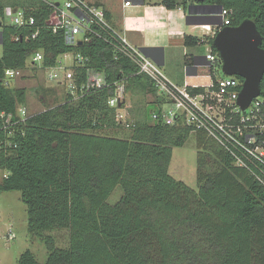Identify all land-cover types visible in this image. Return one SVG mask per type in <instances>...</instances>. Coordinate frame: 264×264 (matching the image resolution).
<instances>
[{
    "label": "trees",
    "instance_id": "obj_1",
    "mask_svg": "<svg viewBox=\"0 0 264 264\" xmlns=\"http://www.w3.org/2000/svg\"><path fill=\"white\" fill-rule=\"evenodd\" d=\"M161 3L169 10L192 11V24H214L213 35H186L189 48L208 45L218 54L213 42L224 9L230 13L228 27L253 20L264 48V0ZM7 7L33 15L35 25L8 23ZM54 13V6L43 0H0V112L14 113L27 104V90L6 86L4 78L7 69L27 68L36 51L44 53V68L56 66L64 54H81L88 61L74 67L77 87L87 83L90 72L101 73L106 85L78 97L67 93L62 104L30 115L24 135L17 137L18 147L0 157V167L10 172L0 180V194L21 192L29 233L48 251L42 263L27 250L19 264H264V183L254 173L260 174L261 164L236 166L233 155L183 120L174 125L155 122L153 113L161 108L153 113L142 109L128 128L130 136H116L115 130L124 126L118 108L108 103L116 82L125 81L129 94H158L157 105L164 96L119 51L111 34L94 25L88 41L70 44L66 29L54 32L49 24ZM216 65L209 72L214 83L216 74H222L221 61ZM261 88L264 99V78ZM189 90L196 94L205 87ZM194 133L203 148L198 155L199 190L170 174L174 148L185 146ZM210 166L215 167L211 172ZM118 187L121 197L110 203ZM55 230L69 232L68 248L58 247L48 235Z\"/></svg>",
    "mask_w": 264,
    "mask_h": 264
},
{
    "label": "built area",
    "instance_id": "obj_2",
    "mask_svg": "<svg viewBox=\"0 0 264 264\" xmlns=\"http://www.w3.org/2000/svg\"><path fill=\"white\" fill-rule=\"evenodd\" d=\"M54 6L55 13L50 17L49 24L54 32L59 29L67 30V40L70 44L77 45L83 40L88 41L94 33L93 26L97 25L111 34V41L126 57L130 58L141 74L151 78L158 93L165 97L167 107L153 113L155 122L174 125L183 120L194 131L205 133L222 149L229 152L236 159V166L250 168L251 162L260 163V181L264 183V99L257 98L250 107L243 111L238 105L242 83L237 77L216 74V83L205 87V91L193 94L188 86H179L172 83L164 74L161 66L152 60L141 49L131 47L126 38L122 37L107 17V10L98 5L95 0H43ZM134 5V0H124V7ZM222 26L230 25V13L222 10L218 15ZM5 20L19 27L34 26L36 21L33 15L25 10L7 7ZM1 21V18H0ZM206 28V26H202ZM213 27V26H212ZM211 28V26H210ZM214 29V28H213ZM221 29V26H220ZM39 30L31 35L36 38ZM81 36L80 38H78ZM219 54V53H218ZM208 49L206 60L209 63V72L214 67L217 70L220 55ZM29 59L31 63L25 69H7L5 85L12 87V81L22 77L30 66L43 65L44 53L36 51ZM71 59V64L67 60ZM88 58L81 54L67 53L61 56L58 64L47 69V78L51 82L65 85L67 93L78 97L90 88H100L106 85L105 77L98 72H90L85 85L78 88L75 83V66L85 65ZM222 63V61H221ZM210 75V74H209ZM211 79L212 76L210 75ZM196 88V87H191ZM127 85L125 81L115 83V90L109 99V106L118 108V120L124 122L122 111L127 105ZM29 113L25 106H19L13 113L0 112V157L9 156L18 147L17 137L24 135L23 125ZM131 124L127 125L130 127ZM10 172L0 167V180L8 178ZM10 238L15 239V234L10 232Z\"/></svg>",
    "mask_w": 264,
    "mask_h": 264
},
{
    "label": "rangeland",
    "instance_id": "obj_3",
    "mask_svg": "<svg viewBox=\"0 0 264 264\" xmlns=\"http://www.w3.org/2000/svg\"><path fill=\"white\" fill-rule=\"evenodd\" d=\"M154 1L161 2L162 0ZM106 2L116 11H120L122 8V0H106ZM186 27H188L187 20L183 25V28L186 29ZM196 34H199V32H196ZM80 37L81 36L78 38ZM207 48L208 47L192 48L191 53H199L205 56ZM1 51L2 47L0 46V52ZM169 51L173 53L174 60L181 58L180 49H169ZM70 60L71 59L67 60V64H71ZM30 63L31 59H28V64ZM11 86L15 88H25L27 90L28 102L25 106L29 115L38 114L48 108L62 104L67 94L65 85L48 80L47 69L44 68L43 65L30 66L22 77L12 81ZM157 95L128 94L127 105L120 111L123 113L124 128L122 127L115 130L116 136L121 138L129 137L132 130H129L127 125L133 124L134 120L142 116V109L148 108L151 110V113H153L157 108ZM166 106V101H162V108H166ZM151 122L154 123L152 120ZM112 134H114V132H112ZM202 150L203 148L199 147V141L194 133L190 136L185 146L174 148L173 159L170 166V174L173 177L177 180L184 181L195 190H199L197 166L198 155ZM214 169L215 167L210 166L207 171L211 172ZM120 197L121 188L118 187L110 197L109 202L115 203ZM10 232L15 234V239L10 238ZM48 235L54 237L58 247H69L70 239L67 230H55L48 233ZM27 250L34 252L40 262H46L48 251L45 244L33 238L29 233L27 206L22 201L21 192L14 191L2 193L0 194V264H19L21 255Z\"/></svg>",
    "mask_w": 264,
    "mask_h": 264
},
{
    "label": "crops",
    "instance_id": "obj_4",
    "mask_svg": "<svg viewBox=\"0 0 264 264\" xmlns=\"http://www.w3.org/2000/svg\"><path fill=\"white\" fill-rule=\"evenodd\" d=\"M95 2L108 11L112 25L122 37L126 38L128 44L141 49L157 62L172 83L188 87L211 84L206 55L191 53L192 48L185 45V37L213 35V25L212 28L206 25L205 29L201 28L204 22L190 25L192 22L188 18L189 13L182 8L169 10L162 5V1L152 0L144 4L143 0H134V5L124 7L122 0L120 11L110 7L106 0H95ZM186 20L188 27L185 29L183 25ZM202 47H208L207 52L210 48L208 45ZM169 49H180L181 58L174 60L173 53ZM157 108L163 109L162 104L157 105Z\"/></svg>",
    "mask_w": 264,
    "mask_h": 264
},
{
    "label": "water",
    "instance_id": "obj_5",
    "mask_svg": "<svg viewBox=\"0 0 264 264\" xmlns=\"http://www.w3.org/2000/svg\"><path fill=\"white\" fill-rule=\"evenodd\" d=\"M204 2V0H198ZM191 17V11L188 18ZM196 25V24H190ZM201 25H214L202 23ZM2 21H0V27ZM214 38L213 45L222 61V73L226 76L243 79L238 105L246 111L253 101L262 95L261 84L264 78L263 37L253 20H245L239 26H222ZM83 42H79L81 45ZM0 46L2 40L0 39Z\"/></svg>",
    "mask_w": 264,
    "mask_h": 264
}]
</instances>
